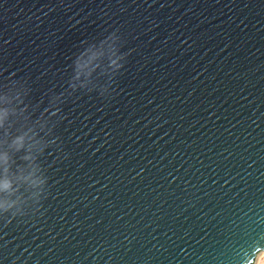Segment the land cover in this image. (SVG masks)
Here are the masks:
<instances>
[{"label":"water","instance_id":"1","mask_svg":"<svg viewBox=\"0 0 264 264\" xmlns=\"http://www.w3.org/2000/svg\"><path fill=\"white\" fill-rule=\"evenodd\" d=\"M262 251L264 0H0V264Z\"/></svg>","mask_w":264,"mask_h":264},{"label":"clouds","instance_id":"2","mask_svg":"<svg viewBox=\"0 0 264 264\" xmlns=\"http://www.w3.org/2000/svg\"><path fill=\"white\" fill-rule=\"evenodd\" d=\"M5 186H7V185H5ZM257 264H264V254L258 256Z\"/></svg>","mask_w":264,"mask_h":264},{"label":"built area","instance_id":"3","mask_svg":"<svg viewBox=\"0 0 264 264\" xmlns=\"http://www.w3.org/2000/svg\"><path fill=\"white\" fill-rule=\"evenodd\" d=\"M262 254H264V251H262V253L260 255H262ZM252 264H257V259H255Z\"/></svg>","mask_w":264,"mask_h":264},{"label":"bare ground","instance_id":"4","mask_svg":"<svg viewBox=\"0 0 264 264\" xmlns=\"http://www.w3.org/2000/svg\"><path fill=\"white\" fill-rule=\"evenodd\" d=\"M261 253H262V252L258 253V255L256 256V258H255V259H257V258H258V256H259Z\"/></svg>","mask_w":264,"mask_h":264}]
</instances>
